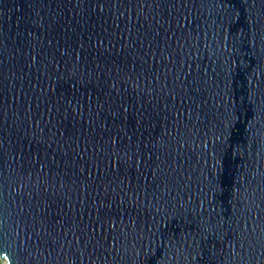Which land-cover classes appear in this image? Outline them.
<instances>
[{"label": "water", "instance_id": "1", "mask_svg": "<svg viewBox=\"0 0 264 264\" xmlns=\"http://www.w3.org/2000/svg\"><path fill=\"white\" fill-rule=\"evenodd\" d=\"M0 260L264 264V0H0Z\"/></svg>", "mask_w": 264, "mask_h": 264}, {"label": "trees", "instance_id": "2", "mask_svg": "<svg viewBox=\"0 0 264 264\" xmlns=\"http://www.w3.org/2000/svg\"><path fill=\"white\" fill-rule=\"evenodd\" d=\"M0 264H2V261L0 260Z\"/></svg>", "mask_w": 264, "mask_h": 264}, {"label": "rangeland", "instance_id": "3", "mask_svg": "<svg viewBox=\"0 0 264 264\" xmlns=\"http://www.w3.org/2000/svg\"><path fill=\"white\" fill-rule=\"evenodd\" d=\"M2 264H5L4 262H2Z\"/></svg>", "mask_w": 264, "mask_h": 264}]
</instances>
